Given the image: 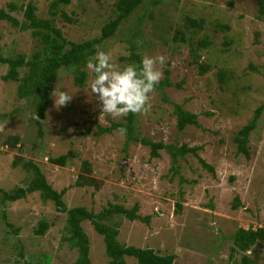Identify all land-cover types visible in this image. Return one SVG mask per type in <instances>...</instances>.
I'll use <instances>...</instances> for the list:
<instances>
[{
	"label": "rangeland",
	"instance_id": "rangeland-1",
	"mask_svg": "<svg viewBox=\"0 0 264 264\" xmlns=\"http://www.w3.org/2000/svg\"><path fill=\"white\" fill-rule=\"evenodd\" d=\"M115 2L70 0L59 7L70 22L56 15L54 25L69 42L98 38L102 25L114 17ZM9 3L17 9L8 11ZM27 3L34 5L37 17H48L47 0H0V9L22 21ZM185 17L203 20L201 32L214 34L205 50H189L188 42L194 45L196 36L192 34L188 40L194 29L185 28ZM213 25L227 28L212 31ZM176 31L185 34L186 44L173 41ZM130 43L141 60L145 55H163L166 59L161 71L163 78L164 71L168 72L171 84L151 94L150 112L136 115L130 135H121L119 128L99 132L112 124H123L124 117H100L99 102L90 91L93 75L87 66L83 87L74 83L72 70L59 69L53 89L58 83L73 99L68 106L56 109L50 95L39 120L33 100L17 97V82L2 79L8 67L0 64V189L24 188L33 174L23 163L31 161L49 187L57 192L65 190L62 200L67 208L82 206L97 213L108 205L130 209L136 204V213L148 216L147 223L116 215L107 221L117 229V241L125 246L174 254V264H238L239 254L264 264V252L257 244L229 257L234 231L264 228V109L248 135L247 158L236 153L234 142L237 131L264 103V19L257 18L256 5L252 0H146L113 36L97 44L95 53H109L123 68L133 64L127 61ZM33 45L29 31L0 20L3 58L27 56ZM199 63L208 67L202 75L198 74ZM175 105L195 115L197 126L186 125L178 131ZM15 136L19 143L13 148L3 145L5 139ZM141 139L170 146L173 151L195 149L197 156L185 152L176 155L172 164L170 153L157 149L158 157L151 158L150 148L143 146ZM66 153L71 158L63 166L47 161ZM198 158L212 172L202 168ZM83 161L90 172L79 182L91 183L93 179L98 181L97 189L75 184ZM235 198L239 205L233 209ZM64 217L37 192L14 202H0V264H72L77 253L62 240L68 236ZM39 219L49 224L41 237L32 233ZM81 228L87 236L90 263L107 264L101 237L86 221ZM134 263L125 257V264Z\"/></svg>",
	"mask_w": 264,
	"mask_h": 264
},
{
	"label": "trees",
	"instance_id": "trees-1",
	"mask_svg": "<svg viewBox=\"0 0 264 264\" xmlns=\"http://www.w3.org/2000/svg\"><path fill=\"white\" fill-rule=\"evenodd\" d=\"M48 1V17L46 19L39 18L35 15V7L32 3H27L22 10V21H18L11 17L8 13L0 9V20L8 22L13 27L20 31H29V35L32 38L34 45L33 50L29 55H16L14 58H3L0 55V64L6 65L8 70L2 77L3 80L10 79L11 81L17 82L16 94L17 97L30 98L33 100L35 106V115L41 120L43 118L45 108L49 101L52 89L53 81L56 78V74L59 69H69L74 72V83L78 87H83L86 81V62L88 58L95 54V47L102 40H105L115 33L119 25L138 7H140L146 0H116L114 5V17L105 22L101 29L98 38H94L88 41L73 43L66 41L60 30L54 25V18L56 15L63 16V18L70 22V19L65 17L60 11L59 7L68 5L70 0H47ZM257 8V18L259 20L264 19V0H252ZM153 4V3H152ZM8 11L16 10L15 5L7 4ZM21 9V7H19ZM185 28L194 29L193 32L187 37L188 40L192 39L193 35L196 36L194 45L188 42L190 51L196 53L199 50H205L212 42L213 35H206L202 33L203 20L192 19L190 17L184 18ZM213 25L212 31L224 32L226 26L218 25L215 29ZM202 33V34H200ZM200 34V35H199ZM174 42L179 44H186L187 39L185 34L181 31H176L174 36ZM134 45L130 43L131 53L129 54L127 61L135 63L137 65L141 62V56L133 52ZM197 59V58H196ZM198 74L202 75L207 71V65L199 63ZM23 69L22 74H19V70ZM93 79H94V74ZM168 72L164 71V78L157 86L158 89L163 87H170L168 79ZM179 88L180 85L176 84ZM264 109V103L253 111V115L248 123L242 126L234 137L236 144V153L243 155L247 158V139L251 131L254 130L257 119L259 118L260 112ZM174 115L176 119V129L181 131L186 125L197 126L195 115L183 110L181 106H174ZM136 115L129 114L124 117V123L112 124L110 127L100 129V133H109L115 128H126L127 134L130 135L132 125L135 121ZM38 125L36 120L35 122ZM130 138V136H129ZM19 143L18 138L12 137L4 140L3 145L14 147V144ZM140 143L143 146L150 148L149 154L151 158L158 157L157 149H166L170 153L172 164L175 162L176 155H183L185 152L193 153L195 157V149H187L181 147L173 149L170 146L162 145L161 143H153L147 140L141 139ZM71 158L70 153L64 155L49 158L47 161L50 164L63 166L65 160ZM198 163L202 168L212 172L211 168L198 158ZM12 164H16L12 161ZM23 166L32 170L33 177L24 188H16L13 191H4L0 189V202H14L21 198H24L26 194L39 192V196L43 201H50L53 205L54 211L63 214L65 217V232L68 236L63 237L62 240L68 243L69 248L76 250L77 256L72 264H91L89 261L88 251L89 244L86 234L81 228V223L86 221L91 226L93 231L99 235L102 239L104 254L107 258V264H125V257H129L135 260L134 264H174L175 255H159L157 250L151 248H137L133 246H125L117 241L118 231L111 225L107 224L109 218L113 215L122 216L128 221L139 220L142 223L148 222V216L140 217L136 212L138 206L134 204L130 209H125L122 205H108L101 211L94 213L90 210L85 209L82 206L67 208L62 200L64 195V189L59 192L51 189L45 182L42 174L31 161H26ZM81 172L75 180V184L78 186L83 185H96L98 181L91 180V183L84 182L80 184V180L86 178L89 174L90 169L87 162H81ZM173 174H178L177 169L173 166L170 168ZM79 179V180H78ZM239 205L238 200L234 199L232 208L235 209ZM176 210H179L180 205L175 204ZM2 220L5 221V215L2 214ZM5 225L11 228V224L5 222ZM49 224L41 219L38 220L37 227L32 231L33 235L41 237L48 229ZM17 232L16 229L13 231ZM233 248L230 249V254L237 252H245L254 245L261 246L260 250L264 252V228H256L247 230L238 228L230 236ZM257 253V252H256ZM258 254V253H257ZM256 254V255H257ZM238 264H257L255 261L249 259L247 255L239 254ZM264 258V256H262ZM234 260V259H233ZM43 261H46L43 260ZM37 263V262H36Z\"/></svg>",
	"mask_w": 264,
	"mask_h": 264
},
{
	"label": "clouds",
	"instance_id": "clouds-1",
	"mask_svg": "<svg viewBox=\"0 0 264 264\" xmlns=\"http://www.w3.org/2000/svg\"><path fill=\"white\" fill-rule=\"evenodd\" d=\"M137 43L139 45L142 42ZM165 59L163 55H145L139 65L133 63L121 68L113 62L112 56L103 50H98L90 56L86 62L87 69L94 74L90 91L99 102L100 117L120 119L129 114L147 115L152 106L151 94L163 79L161 67ZM61 89L57 83L51 93L56 109L68 106L73 99V95ZM117 131L121 135L127 133L126 128Z\"/></svg>",
	"mask_w": 264,
	"mask_h": 264
}]
</instances>
